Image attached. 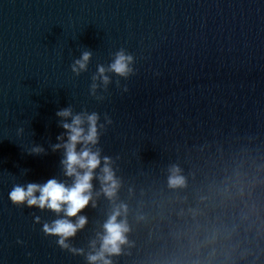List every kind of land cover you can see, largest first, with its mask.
Segmentation results:
<instances>
[{
	"label": "water",
	"instance_id": "95a60500",
	"mask_svg": "<svg viewBox=\"0 0 264 264\" xmlns=\"http://www.w3.org/2000/svg\"><path fill=\"white\" fill-rule=\"evenodd\" d=\"M119 51L127 75L110 70ZM65 108L98 117L101 164L74 217L8 195L73 183ZM120 205L129 231L110 264H264V0H0V264H93ZM79 216L67 246L44 230Z\"/></svg>",
	"mask_w": 264,
	"mask_h": 264
},
{
	"label": "clouds",
	"instance_id": "9594fccd",
	"mask_svg": "<svg viewBox=\"0 0 264 264\" xmlns=\"http://www.w3.org/2000/svg\"><path fill=\"white\" fill-rule=\"evenodd\" d=\"M90 57V52L85 51L82 58L76 60L73 65L74 71H80L86 67V62ZM131 55L119 51L113 62L110 64V70L118 75H127L131 69L129 62ZM78 66V67H77ZM98 71L103 74L104 68L100 66ZM103 79L107 81V77ZM58 116L71 117V122L64 120L63 128L66 130L67 139L63 142L64 159L62 163L65 169V175L74 177L71 185H66L55 178H49L43 184L34 182L24 185H15L8 193L9 199L14 204H24L28 206H39L48 208L56 212L63 211L66 217H74L85 208L91 200L92 179L94 170L101 164L98 151H92L88 145L95 144L97 141V114L92 113L86 116L80 114L73 115L71 109L65 108L57 112ZM85 123L87 127L85 128ZM59 139V138H58ZM77 144L81 147L77 150ZM59 148L61 145H55ZM39 151V149H35ZM102 175L99 177L102 184V191L109 198L113 197L118 188V181L110 167L109 159L104 158V165L101 169ZM170 186H180L184 184V177L179 174V169L173 168L169 176ZM38 193V195H37ZM122 210L127 211L126 205H120L114 208L107 221L104 223V233L100 238V247L94 253L88 255V260L93 264H110L107 255L118 254L121 251V245L126 242V233L129 231L126 220L119 219ZM86 222V217L79 216L73 223L66 218L54 220L51 225L45 223L44 230L47 233L55 234L59 237L58 243L67 246L66 238L75 234L76 230L82 227Z\"/></svg>",
	"mask_w": 264,
	"mask_h": 264
}]
</instances>
